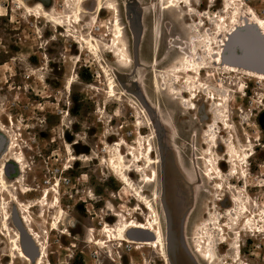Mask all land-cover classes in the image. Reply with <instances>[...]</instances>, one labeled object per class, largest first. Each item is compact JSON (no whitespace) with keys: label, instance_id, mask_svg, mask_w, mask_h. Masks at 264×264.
Instances as JSON below:
<instances>
[{"label":"rangeland","instance_id":"374dc122","mask_svg":"<svg viewBox=\"0 0 264 264\" xmlns=\"http://www.w3.org/2000/svg\"><path fill=\"white\" fill-rule=\"evenodd\" d=\"M187 1L176 9L168 8V0H87L77 22L79 0H26L32 11L21 0H0V122L10 131L7 138L0 130V162L7 164L10 185L7 192L0 186V264H26L11 257L10 241L14 231L20 232L22 210L13 196L24 208L32 207L46 264H208L204 257L211 255L213 264H264V79L242 71L227 74L206 56L227 38L219 16L232 24L254 11L264 21V0ZM116 20L124 29L122 55L114 43ZM132 26L140 37L138 67ZM200 37L210 39V46L195 44ZM83 39H93L96 51ZM256 41L253 34L240 32L224 43L223 52L232 63L264 68ZM195 46L196 60L207 67L196 80L181 67ZM189 79L196 82L195 111L173 93L182 91L189 98ZM155 80L159 85H153ZM218 86L228 91L225 108L208 100L211 93L224 95ZM230 147L244 178L231 171ZM16 153L23 157L26 174L16 169ZM119 153L131 166L127 173L135 187L127 188L111 166ZM150 157L157 164L150 165ZM208 167L223 173V191L201 174ZM231 188L244 196L245 216L242 206L231 203L236 195ZM45 191L51 194L43 207ZM140 196L154 210L141 204ZM169 200L185 203L182 212L174 209L173 225L176 241L183 238L188 245V252L178 247L173 257L164 205ZM8 212L9 229L4 224ZM122 218L162 227L168 261L158 249L140 250L129 243L98 247L106 226L116 229ZM128 238L151 235L132 231ZM192 246L203 252V262Z\"/></svg>","mask_w":264,"mask_h":264},{"label":"bare ground","instance_id":"6f19581e","mask_svg":"<svg viewBox=\"0 0 264 264\" xmlns=\"http://www.w3.org/2000/svg\"><path fill=\"white\" fill-rule=\"evenodd\" d=\"M21 1L24 3V6L26 7V9H28V11H32V8L28 6L26 0H21ZM86 1L87 0H79V2H78V6H79L78 9L79 10L76 13L77 22L79 20H81L80 16L83 14L82 6H83V4ZM68 4L70 5L69 1H68ZM175 4H177V5H175ZM178 4H182V5L186 4V6L189 5L187 0H183V2H182V0H168V5H170V7H168V8L176 7V9H177ZM38 5H39V9H43L44 8V5L42 3H38ZM102 8L99 6V10H102ZM162 9H164V8H162ZM246 17H247V19H245L243 21H238V23H237V21H236L237 19L235 17L234 20H233V23L229 24V22L223 20L224 16H219L218 18L220 19V21H217V23L219 25L221 22H223V27L222 28H225L227 30V38H225V41H223V42L220 39L222 44L220 46V49L217 52L213 51V53H212L213 49L211 50V49L207 48L209 50L206 51V56H208V58H210L211 61L215 65L220 66L222 68V70L225 73H227V74H233V75L235 74L236 75V74H239L242 71L243 74H245V75H249V76L255 77L257 79H262L263 80L264 79V73L251 71V70H248V69H243V68H240V67H237V66H234V65H228V64H226L223 61V53L222 52H223V48L225 47L224 43H226L227 40L229 41L230 38L235 36L241 30H244V29H246L248 27H253L258 32L260 37L263 38V41H264V21L254 11H250L249 13H247ZM216 18H217V16H216ZM219 19H217V20H219ZM114 24H115L114 28H115V32H116V34H115L116 35L115 36L116 40H115L114 43L117 44L116 51L120 53L121 49L119 48V44H120L121 39L124 36V29L120 27V25H119L120 23H118L117 20H116V23H114ZM58 26L61 27V25H59V24H58ZM93 41H94L93 39H92V41H90L89 39H83L82 40V42L90 45L93 48V50L96 51V46L93 44ZM210 42H212V41H210V39L201 38L200 37V39L195 41L194 43L195 44L196 43H203V44H205V47H209L210 46ZM196 53L197 52H196V46H195V47L192 48V53L190 54V56L184 57L183 60L181 61L182 72H184L188 76L193 75L195 77V80H196V78L201 77L202 72H204V70L207 69V67L204 66V64H201V63L198 62L199 60L198 61L196 60V58H195V54ZM122 54H123V52H121V55ZM178 71H180V70H178ZM177 79H178V77H177ZM158 81L155 80V82H154L155 84L153 83V85H156V86L159 85ZM185 84H186L185 86L187 88L186 94H190L189 98L184 97V93L182 91H180V93L179 92H173V93L175 95H177L178 98L180 97V99H182V103L189 105L188 107H189V109L191 111H195L197 109L196 108L197 106L195 105V100L197 99V95H196L197 91L194 90V87L196 86L195 85L196 82L192 83L191 79H189L188 81H186ZM217 89L219 91H223L224 95L221 96V97L220 96L218 97L216 94H212L211 93L208 96V100L212 101L216 105L217 108H225V107H227L229 105V102H230L229 101V96L227 95L228 91L223 86H220V87L218 86ZM204 90H205V88H204ZM110 91H112V89ZM155 110L158 112V114L161 117V119L164 120L166 123H168L170 125L169 119H167L166 117H163L160 114L158 108H155ZM161 113H162V111H161ZM214 128H215V126H214ZM216 128H215V130H216ZM0 130L3 132V135L5 137L9 138V136H6V135L10 134V131L7 130L1 124V122H0ZM211 137H212V139H211L212 142H215V145H217V134H213ZM9 148L11 149V143L9 144ZM230 148L231 149H230L229 155L231 157V160H230L231 171L232 172H236V173L238 171L240 173V171H239V169H238V167H237V165L235 163L236 162L235 158L238 157V154L236 153V151H235V149L233 147H230ZM150 154L151 155L154 154V149L151 150ZM247 158L248 157L245 156L242 161H245ZM0 159H1V157H0ZM12 160L15 162V166H16V169L18 170V172H20L21 174H26V170H25V167H24V161H23L22 155H18L16 153V155H14L12 157ZM202 160H204V157H200L199 156V161H202ZM148 162L150 163V165L157 164V161L152 159L151 157L149 158ZM6 165H7L6 162H2V161L0 162V186H1V188L3 190H5V192H7L8 189L10 188L9 183L6 180V168H7ZM111 166L115 170H118V173H119V176H120L119 179L125 184V186L127 188H131V186L135 187V185L133 183V180H131L129 174L127 173L131 169V166H129V164L126 162V160H125V158H124L122 153H119V154L115 155V157H113L111 159ZM215 170H216V173H215L213 168L208 167L206 171H202L201 170V174H203L206 178H209L212 181H217V186H216L217 190L219 189V191L220 190L223 191L224 190V186H223V184L221 182L222 181H227V180H226V178H224V175H223V173L221 172V170L219 168H217ZM240 175L242 176V178H244L246 176L245 173H243V174L240 173ZM154 176H155V179H156L157 178V172H155ZM186 178H187V176H186ZM154 181L149 179V182H154ZM185 182H187V181H185ZM191 182L193 183V179H192ZM231 190L235 191L234 188H231ZM31 191L32 190H26L24 193L28 194ZM179 193H181V192H179ZM50 194H51L50 191H45V193H44V195L42 197V204H41L43 207L49 205ZM235 194L236 195L231 199V203L234 204V205H237V206H239V205L242 206L241 211H240V213H241L240 215L241 216H245L246 213L248 212V207H247L245 201L242 198L243 195L239 196L236 191H235ZM170 196H172V195H170ZM139 198H140L139 202L141 204H143L147 209L154 210L152 204L147 199H144L143 196H140ZM13 199L15 200L13 202L15 204H17L19 206V208L22 209V210H20L21 211V217H19V219H20L21 226L23 228V232L20 233L18 231H14L15 236L10 241L11 244L13 245L14 249H15L14 253L11 256L12 259H13L12 262H14L15 260H20V261H22V262H24L26 264H46L47 256H46V253H45L44 249L38 250V248H40V247H38V245L35 248L33 246V249L26 248L27 247L26 246V238H27V240H29V241H31V242H33L35 244H37V243L39 244L41 242V236L38 233H36L35 230H34L33 221H35V220H33V216L30 214L31 211H29L32 207H25L24 208V206L20 202L19 198H17L16 196H13ZM57 199H58V197H57ZM58 202H59V199H58ZM166 206H167V209H168V211L170 213V229H171L172 234L175 237V240H177V238H176L177 232L175 231V227L173 225V222H174L173 220L175 219V214L176 213H178V212L180 213V212H182L185 209L184 208L185 207V203H182V201L180 200L177 203H174V205H173L172 201L169 200L167 202ZM174 209L176 210V213L174 212ZM62 211L63 210H60V215L63 213ZM44 213H46V212H44ZM229 213L233 214L232 212H229ZM43 216H45V214H43ZM153 217H154V215H153ZM9 222H10V217H9V212H8L6 217H5V223H4L5 227H7L8 229H9ZM59 223L60 222H57L54 225L53 230H55L58 227ZM163 225H165V224H163ZM250 225H251L250 222H248L247 226H250ZM132 231L146 233L147 235L149 234V235H151V238H128V236L130 235V232H132ZM103 234L105 236V240L97 241L95 243L98 247H100L102 249L103 248L111 249L113 243H115V242L116 243L117 242L120 243V246H122L121 243H129L132 246H134L135 248L140 249V250H143L144 248L158 249L163 254V258L165 259V261H168L166 234L164 233V230L162 229V227L157 228L155 225H153V223L151 221H149L147 224H144V223H141V222H137L135 220L128 221L127 219L122 218L120 220L119 224L116 226V229H114V228H112L110 226H106V228L104 229ZM227 241H228L227 238L223 239V243H226ZM212 244L213 243L210 241L209 248L212 247ZM178 247H183V249H185L188 252V245L186 244L185 239L183 241H179V243H178V241L175 242V251H176V249H178ZM191 249H192L193 253L195 254V256L199 259V261L203 262V259H202L203 252L198 247L195 248V247L192 246ZM235 252L237 253L238 257H241V250L239 248H237ZM32 256L35 259H32ZM204 258H205V261L208 262V264H213L214 256L211 255L209 260L207 259L206 256Z\"/></svg>","mask_w":264,"mask_h":264},{"label":"water","instance_id":"95a60500","mask_svg":"<svg viewBox=\"0 0 264 264\" xmlns=\"http://www.w3.org/2000/svg\"><path fill=\"white\" fill-rule=\"evenodd\" d=\"M240 32H248V33H251V34H253L254 35V37L256 38V42L258 43L257 45L259 46V48L261 49V60H262V62L264 63V41H263V38H261L260 37V35L258 34V32L255 30V28H253V27H248V28H246V29H244V30H241V31H239L237 34H239ZM132 33H133V36H134V63H135V67H138L139 66V41H140V37H139V34H138V31H137V29L136 28H134L133 26H132ZM236 34V35H237ZM235 35V36H236ZM235 36H233L232 38H230L229 40H231V39H233ZM229 44V43H228ZM229 46V45H228ZM227 48V47H226ZM226 50V49H225ZM225 50H224V52H225ZM224 52H223V61L226 63V64H228V65H234V66H237V67H240V68H243V69H248V70H251V71H256V72H260V73H264V68H256V67H253V66H248V65H241V64H235V63H232V62H230L228 59H227V57L225 56V54H224ZM144 105H145V107H146V109H147V111H148V114H149V116H150V118H151V120H155L156 119V115L154 114V111L152 110V109H150L145 103H144ZM155 126H156V129L159 131V132H161V130H160V126H159V124L156 122L155 123ZM3 145H4V140H3V142H1V144H0V151H1V149H2V147H3ZM164 205H165V209H166V214H167V217H168V222H169V241H168V244H169V247H168V251H169V255L171 256V257H173V255H174V252H175V242H176V240H175V237H174V235L172 234V232H171V229H170V213H169V211H168V209H167V206H166V204L164 203ZM18 229H19V231L22 233L23 232V228H22V226L20 225V223H19V225H18ZM181 241H183V238L181 239ZM183 243V242H182ZM26 245H30L29 244V240H27V238H26ZM31 246V245H30ZM32 259H35L33 256H32Z\"/></svg>","mask_w":264,"mask_h":264},{"label":"flooded vegetation","instance_id":"af4514ba","mask_svg":"<svg viewBox=\"0 0 264 264\" xmlns=\"http://www.w3.org/2000/svg\"><path fill=\"white\" fill-rule=\"evenodd\" d=\"M7 136V135H6ZM3 137H5L4 135H3ZM19 223H20V219H19ZM21 224V223H20ZM25 232V231H24ZM263 233H264V231H263ZM29 242H31V241H29ZM31 244H33V246H34V248L35 247H37V245H38V243L37 244H35V243H33V242H31ZM27 247L26 248H28V245H26ZM38 247H39V245H38ZM38 250H40V248H38Z\"/></svg>","mask_w":264,"mask_h":264}]
</instances>
